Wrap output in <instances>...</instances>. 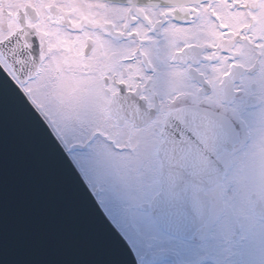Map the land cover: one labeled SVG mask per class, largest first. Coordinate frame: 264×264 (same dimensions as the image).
<instances>
[{"label": "flooded vegetation", "instance_id": "obj_1", "mask_svg": "<svg viewBox=\"0 0 264 264\" xmlns=\"http://www.w3.org/2000/svg\"><path fill=\"white\" fill-rule=\"evenodd\" d=\"M21 27L37 37L40 57L23 88L75 161L118 174L124 154L126 174L155 178L166 116L206 107L227 115L241 139L247 128L249 157L220 159L231 175L242 171L232 188L264 206V0H0V40ZM90 118L99 124L87 129Z\"/></svg>", "mask_w": 264, "mask_h": 264}, {"label": "water", "instance_id": "obj_2", "mask_svg": "<svg viewBox=\"0 0 264 264\" xmlns=\"http://www.w3.org/2000/svg\"><path fill=\"white\" fill-rule=\"evenodd\" d=\"M121 1L157 4L195 0ZM10 43L11 39L5 46ZM186 117L193 125L217 123L230 133L229 125L206 113L196 116L188 112ZM171 122L160 150L164 159L162 192L152 209L164 229L186 237L203 222L207 212L203 190L215 176L198 168L185 170L174 165L172 157L193 149L203 153L208 143L220 146L225 138L222 142L218 136L208 135L207 140L188 141L186 133L173 135ZM0 264H138L46 122L1 65Z\"/></svg>", "mask_w": 264, "mask_h": 264}, {"label": "rangeland", "instance_id": "obj_3", "mask_svg": "<svg viewBox=\"0 0 264 264\" xmlns=\"http://www.w3.org/2000/svg\"><path fill=\"white\" fill-rule=\"evenodd\" d=\"M48 114L50 116H56V109H49ZM99 124V121L95 118H90L86 123L85 127L93 128ZM68 141H70L68 139ZM256 144L253 143L252 147ZM103 149L100 144L97 146V150ZM260 150V149H256ZM109 158V157H108ZM107 158V159H108ZM107 159L104 160V165L109 167V162ZM116 161V168L119 170L118 174L114 173L111 168L108 170H103L101 165L94 167L92 164V160L83 159L82 168L85 171L87 177L92 183L94 188H98L101 193V200L106 207V209L110 212L116 222L123 229L128 239L131 241L133 247L137 251L140 258H143L146 255L154 256L155 254H161L169 251H177V255L180 258V264H189L188 256L193 258L194 256H200L204 250V247L209 244L215 245V251L209 252V250L205 251L211 257H214L213 264H217L218 251L220 249V244L217 241H206L201 244H194L192 242H183L180 240H174L171 242V237L167 235V238L164 237V232L160 229V227L154 222V220L148 216L146 212L144 214H139L138 210L134 207V204L139 201L144 193H132L128 189L134 188L129 185V182L132 180L139 183H143L145 187L149 189V195L155 190L156 177H145L144 175H135L134 172L130 169V175L128 173L129 167L127 166V159L124 157V154H119V158ZM95 170H93V169ZM264 169V166H263ZM242 171H236L233 175H228L227 178L232 183V187L235 188L236 184L234 180L241 175ZM123 190H120V189ZM263 190V189H262ZM234 194V192H233ZM233 194H229V201L227 203L233 204L236 196ZM248 201L246 199H243ZM237 203V202H236ZM245 203V205H246ZM143 216V217H142ZM148 218L149 222L147 223L146 218ZM216 216L213 217L215 219ZM141 222V223H140ZM216 229H218V225H215L209 234L208 239H212L213 236H216ZM254 233V231H253ZM141 238V239H140ZM203 239V238H202ZM164 243L162 247H159L157 244ZM147 244H153V249H148ZM248 262L246 264H251V260L253 259V254H248ZM152 264H175L171 262L169 259H162L160 262L152 263ZM257 264H263L262 258L257 257Z\"/></svg>", "mask_w": 264, "mask_h": 264}]
</instances>
